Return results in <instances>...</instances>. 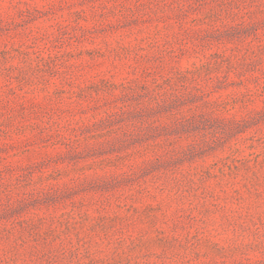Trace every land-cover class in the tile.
Here are the masks:
<instances>
[{
  "label": "rangeland",
  "instance_id": "rangeland-1",
  "mask_svg": "<svg viewBox=\"0 0 264 264\" xmlns=\"http://www.w3.org/2000/svg\"><path fill=\"white\" fill-rule=\"evenodd\" d=\"M0 264H264V0H0Z\"/></svg>",
  "mask_w": 264,
  "mask_h": 264
}]
</instances>
